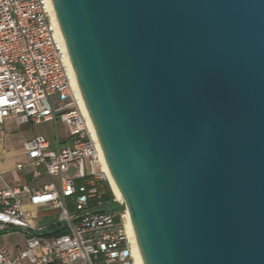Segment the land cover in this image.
<instances>
[{"label":"water","instance_id":"water-1","mask_svg":"<svg viewBox=\"0 0 264 264\" xmlns=\"http://www.w3.org/2000/svg\"><path fill=\"white\" fill-rule=\"evenodd\" d=\"M141 264H264V0H51Z\"/></svg>","mask_w":264,"mask_h":264},{"label":"built area","instance_id":"built-area-1","mask_svg":"<svg viewBox=\"0 0 264 264\" xmlns=\"http://www.w3.org/2000/svg\"><path fill=\"white\" fill-rule=\"evenodd\" d=\"M8 119L17 126L50 123L54 137L33 135L23 144L32 178L44 175L48 183L0 188V237L25 239L14 257L0 246V264H137L124 211H104L119 202L102 173L49 0H0V136ZM24 200L51 210L54 221L34 224Z\"/></svg>","mask_w":264,"mask_h":264},{"label":"crops","instance_id":"crops-1","mask_svg":"<svg viewBox=\"0 0 264 264\" xmlns=\"http://www.w3.org/2000/svg\"><path fill=\"white\" fill-rule=\"evenodd\" d=\"M11 126L14 127L15 130L19 133V140L16 142L14 147H9L8 149H3V142L4 138L8 135L7 127ZM36 126V125H34ZM34 126L29 125H21L17 126L15 123L8 119L5 121L2 131L3 135L1 137L0 142V188L4 187L5 185L14 186V185H27L30 188L38 189L42 185L48 183L42 182L43 179H49L47 176H40L37 179L32 178L31 176V168L27 167L28 159L23 151V144L25 141L29 140L33 135H38L34 132ZM32 132V134H31ZM50 141V140H49ZM52 141V140H51ZM14 143V142H13ZM10 163L12 168H7L4 166V163ZM22 164L26 167L22 170H17L16 165ZM24 209L31 213L33 216V223L36 225H47L54 221L55 214L48 209L45 208H35L32 207L27 200L23 202ZM8 236H16L20 240L16 243H4L3 239L7 238ZM0 246L6 250L11 257H14L19 249H23L25 246V239L22 235L18 233H9L0 237ZM19 264H28L25 261L20 262Z\"/></svg>","mask_w":264,"mask_h":264},{"label":"bare ground","instance_id":"bare-ground-1","mask_svg":"<svg viewBox=\"0 0 264 264\" xmlns=\"http://www.w3.org/2000/svg\"><path fill=\"white\" fill-rule=\"evenodd\" d=\"M50 4H51V8L53 10V14L55 15L54 13V9H53V6H52V3H51V0H49ZM55 24H56V35L58 37V39L63 43V46L66 50V47H65V43H64V40H63V37H62V34H61V31L59 29V26H58V23H57V20H56V16H55ZM69 59V58H68ZM70 62V61H69ZM71 66V64H70ZM71 74L73 76V82H74V87H75V90L77 91V94H78V97L80 99V107L84 113V115L86 116L88 122H89V125L91 127V130L93 131V135H94V139H95V142L97 144V147H98V150H99V157H100V163H101V170H102V173L104 174L108 184H109V187L111 189V192L113 194V196L115 197V199L121 203L123 201L122 199V196L120 194V192L118 191L116 185L114 184L110 174H109V171L107 169V166L105 164V160H104V157H103V154H102V151H101V148H100V145L98 143V140H97V137H96V134H95V131H94V128H93V125L91 123V120H90V117L88 115V112L85 108V105L82 101V97L80 95V91H79V88H78V85H77V82H76V78H75V75H74V72H73V69H72V66H71ZM124 216H125V219H126V223H127V228H128V234H129V237H130V240L132 242V245H133V253H134V257H135V260H136V263L137 264H141V261H140V258H139V254H138V251H137V248H136V244H135V241H134V237H133V234H132V230H131V226H130V221H129V217H128V213L127 211H124Z\"/></svg>","mask_w":264,"mask_h":264},{"label":"rangeland","instance_id":"rangeland-1","mask_svg":"<svg viewBox=\"0 0 264 264\" xmlns=\"http://www.w3.org/2000/svg\"><path fill=\"white\" fill-rule=\"evenodd\" d=\"M34 132L38 135H43L45 136L48 140H53L54 137V131L53 128L51 127L50 123H42V124H38L36 126H34ZM7 133L8 135L6 136V138H4V142H3V149H8L9 147H14L16 145V142H18L19 140V133L15 130L14 127L8 126L7 127ZM32 134V132H31ZM58 134H59V138L61 141H64V137L66 136V128L62 125H59L58 127ZM14 142V143H13ZM4 166H6L7 168H12L10 163H4ZM74 173V168L70 167V169L67 172V176H72ZM50 181V179H43V183ZM112 193V192H111ZM19 238L16 236H8L7 238L3 239L4 243H16L19 242Z\"/></svg>","mask_w":264,"mask_h":264},{"label":"trees","instance_id":"trees-1","mask_svg":"<svg viewBox=\"0 0 264 264\" xmlns=\"http://www.w3.org/2000/svg\"><path fill=\"white\" fill-rule=\"evenodd\" d=\"M109 195L105 197V201H108L110 199V192L108 193ZM110 201V200H109Z\"/></svg>","mask_w":264,"mask_h":264}]
</instances>
